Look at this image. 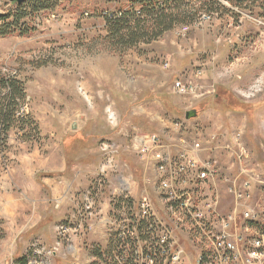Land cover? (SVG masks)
<instances>
[{
  "label": "rangeland",
  "instance_id": "rangeland-1",
  "mask_svg": "<svg viewBox=\"0 0 264 264\" xmlns=\"http://www.w3.org/2000/svg\"><path fill=\"white\" fill-rule=\"evenodd\" d=\"M127 4L128 0H54L50 10L33 17L34 33L0 39V77L21 83L26 95L24 101L17 98L23 121L17 120L7 145L0 147V264H19L25 258L28 264H113V252L103 260L85 257L89 249L92 253L100 250L85 245L91 223L101 218L104 200L110 201L106 218L112 241L109 223L142 215L141 203L135 204L128 190L132 175L134 182L140 181L149 167L147 178L156 182L158 196V201L155 195L150 200L160 214L164 210L155 162L142 158L138 147L147 136H157L163 145H180L184 140L187 147L202 150L205 159H217L226 172L215 182L221 188L209 183L205 189L210 195L218 190L219 211L227 213L235 204L228 188L240 170L224 147L233 144L236 133L243 134L250 152L244 169L252 179V205L264 209V111L255 120L218 115V121L207 116L186 121L185 112L201 101L192 103L173 90L176 80L198 69L207 77L211 70L216 74L214 69L222 65L216 67V62L241 66L247 63L246 57L253 62L264 60V0H193L188 5L196 13L192 22L176 26L150 44L119 53L104 42L103 16L118 13ZM14 9L8 0H0V13ZM201 14L210 19L196 27ZM241 16L246 34L236 32L239 40L220 35L225 27L240 30L229 21ZM184 27L189 31L182 33ZM179 71L184 75L179 76ZM217 72L218 81L227 76L233 79L221 69ZM244 88L233 90L237 103L248 105L264 98L263 93L248 103L238 91ZM5 95L6 90L0 89V103ZM110 114L115 121L109 119ZM74 122L78 130H72ZM78 131L93 139L92 147L78 155L72 173L42 179L49 191L74 189L75 195L61 196L72 202L59 208L53 205L47 213L49 225L27 235L34 205L29 199L36 198L31 196L33 191L42 188L37 178L42 173L63 172L62 141ZM105 145L110 148L103 150ZM188 181L180 191L194 188ZM138 183L150 191L148 183ZM182 221L183 215H175L176 224ZM186 243L195 245V237L186 236Z\"/></svg>",
  "mask_w": 264,
  "mask_h": 264
},
{
  "label": "built area",
  "instance_id": "built-area-1",
  "mask_svg": "<svg viewBox=\"0 0 264 264\" xmlns=\"http://www.w3.org/2000/svg\"><path fill=\"white\" fill-rule=\"evenodd\" d=\"M208 19L209 16L201 14L195 26L203 25ZM243 24L242 16L231 21L238 29ZM189 29L184 27L181 32ZM165 67L169 68L168 63ZM203 74L198 69L193 75L176 80L174 93L197 97L198 81ZM238 91L251 103L264 93V74ZM109 119L115 121L116 117L110 114ZM216 138L215 135L212 142ZM139 142L142 158L153 160L160 175L164 210L160 214L146 198L141 203L142 215L109 223L114 231L113 264H264V209L252 205V179L245 175L244 169L250 152L241 133L234 135L231 146L224 147L240 170L233 181L226 179L232 181L228 193L235 199L233 211L227 213L219 211L218 190L214 189L210 195L205 189L221 174L217 159H202L199 156L202 150L187 147L184 140L180 145H163L157 136H147ZM109 148L105 145L103 150ZM189 179L194 188L180 191V186H187ZM175 215H183V224L175 223ZM243 218L261 222V229L242 227ZM186 236H194L195 245H188Z\"/></svg>",
  "mask_w": 264,
  "mask_h": 264
},
{
  "label": "trees",
  "instance_id": "trees-1",
  "mask_svg": "<svg viewBox=\"0 0 264 264\" xmlns=\"http://www.w3.org/2000/svg\"><path fill=\"white\" fill-rule=\"evenodd\" d=\"M54 0H28L21 7L14 6V11L0 13V39L7 37H28L36 29L32 26L33 17L40 12L50 10ZM119 0H107L117 3ZM193 0H128V4L118 13L103 16L106 19V36L104 42L111 51L119 53L133 49L140 44H150L162 38L180 24L192 22L196 13L188 9ZM199 0H196L198 2ZM25 21L28 22L24 23ZM0 89L6 90V95L0 103V147L7 145L9 133L16 128L17 120L23 121V116L18 114L17 98L25 100L26 95L21 83L13 78L0 77ZM223 91V89H219ZM218 111L225 113L231 111L256 112L264 108V102L260 104H242L234 99L229 102L220 97L217 101ZM18 107V109H17ZM203 111V108L199 109ZM19 116V117H18ZM64 150L68 157L78 153L83 145V137L80 134L68 136L63 140ZM122 199H119L121 203ZM133 202V201H132ZM114 238V237H112ZM113 240V239H112ZM112 242V241H111ZM94 256L101 258L96 251ZM19 264H28V259H21Z\"/></svg>",
  "mask_w": 264,
  "mask_h": 264
},
{
  "label": "crops",
  "instance_id": "crops-1",
  "mask_svg": "<svg viewBox=\"0 0 264 264\" xmlns=\"http://www.w3.org/2000/svg\"><path fill=\"white\" fill-rule=\"evenodd\" d=\"M234 9V8H233ZM216 16L218 14L216 13ZM233 19H231L232 21ZM231 21H229V24L231 25ZM220 31V29H219ZM243 34L245 33V29L241 28L240 30H236L232 27H225L220 35L228 34L231 37L236 36V40L240 38V34H236V32H240ZM221 32V31H220ZM248 32V31H247ZM236 34V35H234ZM234 38V37H233ZM230 40V39H229ZM219 56V55H218ZM247 63L239 66L234 63H229L228 65H223V61L221 62H216V67L221 65L220 67L215 68L216 74L211 70L206 71V73L209 75L208 77L205 76V72L202 76V79L198 81V85L200 86L198 95L197 97L193 98H188L192 103L194 101H201L198 106H196L194 109L198 111V117L197 118H202V117H210L213 118L214 120L218 121L219 118L217 117L218 115H224V116H229L231 117L232 115H245V116H250L252 120H255L254 117H258V114L261 113V111H264V108H259L256 110V112H253L252 110H249L248 112H241L238 110L235 111H227L225 113H221L218 111V105L217 101L220 97L227 99L229 102L235 100L233 90L240 88V87H247L254 79V75L257 77L258 75L262 74L264 72V60L260 61L257 60L256 62H253V60H249L247 57L244 58ZM219 60V59H218ZM260 61V62H259ZM185 62V61H184ZM183 62V63H184ZM225 64V63H224ZM209 67V66H208ZM219 69L223 71L225 74H230L233 76V79H231V76H227V78L222 79V81H218V74L217 72ZM183 71H179V76L184 75L182 74ZM221 73V74H223ZM223 74V75H225ZM235 76V77H234ZM188 76H183V78H186ZM219 89H223V91H219ZM264 102V98H259L256 102L251 103L256 105ZM200 108H203V111L199 110ZM219 126V125H218ZM76 134H80L83 137V145L84 147L81 148V150L76 153L72 154L69 157V164L71 163V167H68V157L66 156L65 150H64V145L62 141V147L64 150V169L63 172L60 173H42L38 176L37 180L38 183L42 186V188L35 189L33 194L31 196H36V198L32 199L30 198L29 201L33 205V220H32V225H30L28 228V231L26 232L27 235H32L34 232H38L39 229H43L44 227H47L49 225V215L47 216V213L49 214L50 209L55 205L56 207H64L65 205L71 203L72 201L64 198L63 200L61 199V196H72L75 195L74 189H65L64 191L62 189H50V191L47 189V185L43 183L42 179L43 178H55L57 176H65L67 174L72 173L73 167L75 166V161L78 158V155L82 153L83 151L89 150L92 147V142L93 139H88V135H86L84 132L78 131ZM74 134V135H76ZM74 135H69V136H74ZM243 135V134H242ZM244 136V135H243ZM66 138V137H65ZM64 138V139H65ZM63 139V140H64ZM244 142V138H243ZM245 143V142H244ZM246 145V143H245ZM247 146V145H246ZM248 147V146H247ZM199 156L203 159L205 157L202 156V154H199ZM147 167V166H146ZM149 168V167H147ZM147 168L144 170L142 174V179L140 181L134 182V176L132 175L133 179L131 182L132 184L129 185V190L128 194L129 197L134 201L135 204L137 203H142L145 198L147 199H152V195H155V199L158 201V196H157V189L155 187L156 182L152 180L153 178H147ZM155 171V169L153 168ZM220 173L225 174L226 172L224 171L223 165L220 163ZM157 176V173H156ZM152 181L154 182V186H152ZM157 181V180H156ZM145 186L146 183H148L150 187V191L146 187H140V183ZM213 185V183H211ZM219 183H215L216 186L219 188L220 185ZM43 191L48 192V196L50 195V198L47 196V194H44ZM64 192V193H63ZM222 192V191H221ZM222 197L224 198V192H222ZM39 198H38V197ZM48 197V198H47ZM151 201V200H150ZM110 210V201L109 200H104L103 205H101L100 209V214L99 216L101 217L100 220H95L92 222L89 232L87 231V238L88 240L86 241V247H89L91 245H96L99 250L98 252L102 255V260L107 257H109L110 252H113V244L109 239V232L107 230L108 227V221L106 218L107 213ZM40 232V231H39ZM85 257L91 260L92 258H95L94 252L92 253L91 249L87 250L85 252ZM101 259V258H100Z\"/></svg>",
  "mask_w": 264,
  "mask_h": 264
},
{
  "label": "water",
  "instance_id": "water-1",
  "mask_svg": "<svg viewBox=\"0 0 264 264\" xmlns=\"http://www.w3.org/2000/svg\"><path fill=\"white\" fill-rule=\"evenodd\" d=\"M8 1L12 6L21 7L28 0H8ZM198 115L199 114H198V111L196 109L189 110V111L185 112V120L190 121V120L196 119L198 117ZM71 128H72V130H78V124L75 122L72 123Z\"/></svg>",
  "mask_w": 264,
  "mask_h": 264
},
{
  "label": "bare ground",
  "instance_id": "bare-ground-1",
  "mask_svg": "<svg viewBox=\"0 0 264 264\" xmlns=\"http://www.w3.org/2000/svg\"><path fill=\"white\" fill-rule=\"evenodd\" d=\"M242 227H252V229H261V222H254L253 218H243Z\"/></svg>",
  "mask_w": 264,
  "mask_h": 264
}]
</instances>
